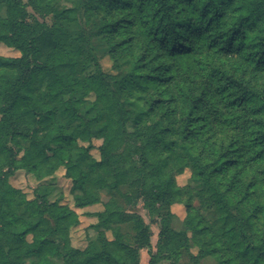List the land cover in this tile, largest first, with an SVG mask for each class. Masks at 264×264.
I'll return each mask as SVG.
<instances>
[{
    "label": "trees",
    "instance_id": "1",
    "mask_svg": "<svg viewBox=\"0 0 264 264\" xmlns=\"http://www.w3.org/2000/svg\"><path fill=\"white\" fill-rule=\"evenodd\" d=\"M0 43V264H264V0H0ZM60 168L75 208L109 195L84 247L73 208L9 181Z\"/></svg>",
    "mask_w": 264,
    "mask_h": 264
},
{
    "label": "rangeland",
    "instance_id": "2",
    "mask_svg": "<svg viewBox=\"0 0 264 264\" xmlns=\"http://www.w3.org/2000/svg\"><path fill=\"white\" fill-rule=\"evenodd\" d=\"M71 0H58L60 5H68ZM28 20H33V18H38L40 21H45L48 24L52 22L50 15H46L41 17L36 14L30 7L28 8ZM65 25V24H64ZM92 46L96 51L97 55L100 57V63L103 70L111 72V60L104 54L103 43L100 37H94L92 39ZM19 53L12 48L7 47L3 43H0V56H17ZM94 68H88L85 73L93 71ZM100 140H93L95 146L100 144ZM92 156L95 158H99V152L96 148L91 150ZM190 175V170L186 168L182 174L177 175L176 183L178 186H184L185 184H190L191 186H195V183L189 182L188 178ZM9 181L12 185L21 188L24 190L28 197L33 196V190L37 186L40 187L39 192L47 193L50 200L61 199L63 203L67 204L69 207L73 208L79 215L80 223L78 226L74 227L71 230V242L75 247H84L87 243L88 239H96L98 236V228L94 225L96 223V218L94 216L89 215L95 211L101 210L103 208L104 202L108 201L109 195L106 191H101L100 194V202L94 205L85 207V208H75L74 207V197L70 192L71 180L64 176V170L60 168L57 170L52 176L45 178L43 180H37L33 175L27 174L22 170L16 171L13 175L10 176ZM123 190L124 187L122 188ZM126 210L128 212H136L139 213L146 223H150L151 228V245L152 249H155V245L158 239V231L159 227L156 223L151 222L150 217L147 214V211L142 207L141 201L135 206L127 207ZM170 210L172 213L171 218V227L175 230L184 229L183 220L186 214V205L181 202H174L170 205ZM207 218H211V214L209 212H204ZM106 234L108 237H111L110 231H107ZM191 251L193 253L197 252L196 247H191ZM140 263L147 264L149 260V255L147 249L140 250ZM188 258L184 256L181 260V264L187 263ZM168 261H162L160 264H168ZM199 264H213V260L211 258H204L200 261Z\"/></svg>",
    "mask_w": 264,
    "mask_h": 264
}]
</instances>
